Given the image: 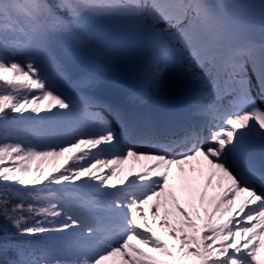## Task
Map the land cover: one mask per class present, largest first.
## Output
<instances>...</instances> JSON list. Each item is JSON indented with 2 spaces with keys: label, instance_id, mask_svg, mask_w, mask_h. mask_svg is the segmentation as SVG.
Masks as SVG:
<instances>
[{
  "label": "snow or ice",
  "instance_id": "1",
  "mask_svg": "<svg viewBox=\"0 0 264 264\" xmlns=\"http://www.w3.org/2000/svg\"><path fill=\"white\" fill-rule=\"evenodd\" d=\"M0 264H264V0H0Z\"/></svg>",
  "mask_w": 264,
  "mask_h": 264
},
{
  "label": "rangeland",
  "instance_id": "2",
  "mask_svg": "<svg viewBox=\"0 0 264 264\" xmlns=\"http://www.w3.org/2000/svg\"><path fill=\"white\" fill-rule=\"evenodd\" d=\"M217 2V0H213V3ZM167 85L163 91L167 93L165 98H160L157 97L153 103H151L148 106V110H144L147 114L151 115L152 117L155 118H160L169 112L176 111V110H181L178 105H186V101L184 98L181 101H178L176 95L178 91L175 88V81H176V71L171 70L169 74L165 77ZM170 86V87H169ZM133 87L128 85H121L119 86V91L120 92H126L129 91ZM117 89L115 87H108L103 90V94H111L113 91H116ZM155 113V114H154ZM34 166V165H33ZM125 167H129V165H125Z\"/></svg>",
  "mask_w": 264,
  "mask_h": 264
},
{
  "label": "trees",
  "instance_id": "3",
  "mask_svg": "<svg viewBox=\"0 0 264 264\" xmlns=\"http://www.w3.org/2000/svg\"><path fill=\"white\" fill-rule=\"evenodd\" d=\"M212 2H213V0H212ZM252 2H259V0H252ZM11 119V118H10ZM24 127H27L28 125H27V122H25L24 123V125H23ZM8 231H9V234H11V235H15V229L14 228H12L10 225L8 226ZM20 239H27L26 237H19Z\"/></svg>",
  "mask_w": 264,
  "mask_h": 264
},
{
  "label": "bare ground",
  "instance_id": "4",
  "mask_svg": "<svg viewBox=\"0 0 264 264\" xmlns=\"http://www.w3.org/2000/svg\"><path fill=\"white\" fill-rule=\"evenodd\" d=\"M160 98H165V96H162V97H160ZM61 163H63V160H61L60 161ZM35 166V165H34ZM51 167V165L50 164H45V168L47 169V168H50Z\"/></svg>",
  "mask_w": 264,
  "mask_h": 264
}]
</instances>
